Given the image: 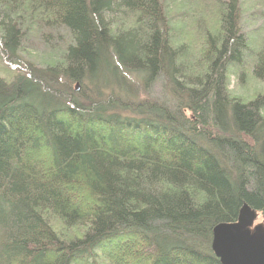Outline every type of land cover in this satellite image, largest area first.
Here are the masks:
<instances>
[{
    "label": "trees",
    "instance_id": "obj_1",
    "mask_svg": "<svg viewBox=\"0 0 264 264\" xmlns=\"http://www.w3.org/2000/svg\"><path fill=\"white\" fill-rule=\"evenodd\" d=\"M168 1L0 0V264H222L264 220V0Z\"/></svg>",
    "mask_w": 264,
    "mask_h": 264
},
{
    "label": "water",
    "instance_id": "obj_2",
    "mask_svg": "<svg viewBox=\"0 0 264 264\" xmlns=\"http://www.w3.org/2000/svg\"><path fill=\"white\" fill-rule=\"evenodd\" d=\"M259 217L244 204L236 221L213 228L211 247L222 264H264V222L257 223Z\"/></svg>",
    "mask_w": 264,
    "mask_h": 264
},
{
    "label": "rangeland",
    "instance_id": "obj_3",
    "mask_svg": "<svg viewBox=\"0 0 264 264\" xmlns=\"http://www.w3.org/2000/svg\"><path fill=\"white\" fill-rule=\"evenodd\" d=\"M179 1L180 0H169L168 4L173 10H175V7H177V3L179 4ZM246 9L249 10L245 12V15H244L245 17L244 27L247 29L249 27H253L254 25H257V23H259L260 17L250 15V12L255 10L256 7L248 6ZM30 59L32 62H35V63L39 62V56H37L36 53L34 54L32 53L30 56ZM24 69H25V66H22V65L19 66V68L13 67L12 65L4 61L2 55L0 54V77H3L7 79L8 81H11L12 79H14L17 73L24 72ZM74 86L76 87V90H77L78 89L77 87L79 85H74ZM261 87H263L264 89V81L263 82L255 81L253 79H250L249 76L245 77V80H241L238 77H233L232 79V86H231L232 90L235 93H241L248 97L252 95L257 88H261ZM259 222H264L262 217H259V219L257 220V223Z\"/></svg>",
    "mask_w": 264,
    "mask_h": 264
}]
</instances>
